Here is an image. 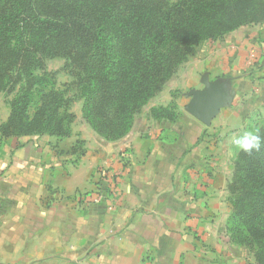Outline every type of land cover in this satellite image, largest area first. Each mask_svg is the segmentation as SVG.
Masks as SVG:
<instances>
[{
	"label": "crops",
	"instance_id": "1",
	"mask_svg": "<svg viewBox=\"0 0 264 264\" xmlns=\"http://www.w3.org/2000/svg\"><path fill=\"white\" fill-rule=\"evenodd\" d=\"M197 53L188 81L222 98L210 125L177 100L175 121L146 116L118 140L73 129L62 140L0 139V264H252L226 222L232 138L264 124V28ZM106 180L109 198L92 201Z\"/></svg>",
	"mask_w": 264,
	"mask_h": 264
},
{
	"label": "trees",
	"instance_id": "2",
	"mask_svg": "<svg viewBox=\"0 0 264 264\" xmlns=\"http://www.w3.org/2000/svg\"><path fill=\"white\" fill-rule=\"evenodd\" d=\"M264 22V0H0V94L22 92L0 124V139L70 136L68 110L80 100L83 117L105 140L133 128L139 110L179 66L209 41L241 26ZM63 57L75 93L39 87L38 72ZM39 104L30 115L34 94ZM153 118L175 121L174 108ZM252 130L264 137V126ZM80 140L71 152L84 155ZM226 232L264 264V145L234 160Z\"/></svg>",
	"mask_w": 264,
	"mask_h": 264
},
{
	"label": "rangeland",
	"instance_id": "3",
	"mask_svg": "<svg viewBox=\"0 0 264 264\" xmlns=\"http://www.w3.org/2000/svg\"><path fill=\"white\" fill-rule=\"evenodd\" d=\"M170 1L174 2L176 0H170ZM263 24H264V22L263 23H257V24H248V25H244L241 27L251 28V32L262 33L263 28H264ZM241 27H239V28H241ZM196 57H198V53H196L193 56H190L187 60H185L179 66L177 72L169 80V82L165 85V87L161 91H159L156 95H154L149 100V102L139 110V112L136 115L134 124L136 123V125L140 129H144V127H145L144 118L146 116L153 117V109L166 108L167 106L172 107L174 109H177L178 108L177 100L185 101L186 105L184 107H185V110L188 111L187 106L190 103V101L192 100L194 93L196 91H199V89L192 86L193 83L190 80L188 81V77H187L191 67L194 66V64H195ZM38 73L41 76H44V78H45L42 85H40V84L38 85L39 87H44L46 89H49V88H52L54 85L56 89L63 92V95L65 98L71 97L75 93L76 87L70 86V84L74 78L69 73V68L66 66L65 58L55 57V58L49 60L47 62V67L45 69L46 75L44 74V71H39ZM22 87H23V85H20L18 87V89L14 93H11V94H5V93L0 94V121L5 120L9 116L10 111H11V102L16 97L17 92L18 93L22 92V90H21ZM183 97H185V98L183 99ZM33 101H34L33 106L29 111L30 115H32L34 113V109L39 104L40 95L37 93L34 94ZM81 102L82 101H80L79 99L76 101H73V102L71 101V104L68 107V110L70 112L74 113V115H75V118L70 123V129H73L75 132L79 133V135H81V136L82 135L89 136V135H91V133L93 131L94 132H96V131L84 119L83 112L81 109V105H82ZM167 102H169V103L167 104ZM178 117H179V115H178ZM260 125L264 126V124L261 121H258V119H253L246 126L245 132L251 131L252 128H255L256 126H260ZM49 137H51V136H46V135L42 136V137L33 136V137H28V138H30V140H33V139H41V138H49ZM239 151L240 150H238V152ZM238 152L236 153V156L238 155ZM232 198H233V194L230 192L229 193V199H230L231 205H232V203H231ZM243 248L246 249V252H249L254 264H258L255 261L254 255L246 247H243ZM253 262H252V264H253Z\"/></svg>",
	"mask_w": 264,
	"mask_h": 264
},
{
	"label": "water",
	"instance_id": "4",
	"mask_svg": "<svg viewBox=\"0 0 264 264\" xmlns=\"http://www.w3.org/2000/svg\"><path fill=\"white\" fill-rule=\"evenodd\" d=\"M221 103L222 98L207 85L204 89L194 93L187 110L204 123L210 125L212 119L219 113Z\"/></svg>",
	"mask_w": 264,
	"mask_h": 264
},
{
	"label": "clouds",
	"instance_id": "5",
	"mask_svg": "<svg viewBox=\"0 0 264 264\" xmlns=\"http://www.w3.org/2000/svg\"><path fill=\"white\" fill-rule=\"evenodd\" d=\"M232 143L238 150L252 154L254 150L259 151L262 145H264V137L258 131H246L241 136L233 137Z\"/></svg>",
	"mask_w": 264,
	"mask_h": 264
},
{
	"label": "built area",
	"instance_id": "6",
	"mask_svg": "<svg viewBox=\"0 0 264 264\" xmlns=\"http://www.w3.org/2000/svg\"><path fill=\"white\" fill-rule=\"evenodd\" d=\"M254 57H255L254 54H251L250 55V58H249L250 61H252ZM112 186H113V184L108 183L107 180H106L105 181V184H103V186L101 187V189L98 192H96V194L94 195V197L93 196L91 197V198H93L92 201H94V202H101V201H103L105 199H108L109 198L108 197V194L112 190Z\"/></svg>",
	"mask_w": 264,
	"mask_h": 264
}]
</instances>
